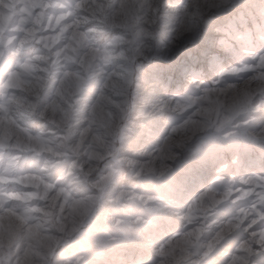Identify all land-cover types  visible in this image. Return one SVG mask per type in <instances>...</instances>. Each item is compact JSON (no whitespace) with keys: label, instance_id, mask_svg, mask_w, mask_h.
Instances as JSON below:
<instances>
[{"label":"clouds","instance_id":"1","mask_svg":"<svg viewBox=\"0 0 264 264\" xmlns=\"http://www.w3.org/2000/svg\"><path fill=\"white\" fill-rule=\"evenodd\" d=\"M0 264H264V0H0Z\"/></svg>","mask_w":264,"mask_h":264}]
</instances>
